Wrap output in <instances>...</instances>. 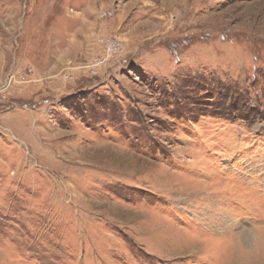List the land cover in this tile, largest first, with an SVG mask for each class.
<instances>
[{"label":"rangeland","instance_id":"374dc122","mask_svg":"<svg viewBox=\"0 0 264 264\" xmlns=\"http://www.w3.org/2000/svg\"><path fill=\"white\" fill-rule=\"evenodd\" d=\"M0 264H264V0H0Z\"/></svg>","mask_w":264,"mask_h":264},{"label":"built area","instance_id":"2783aa9c","mask_svg":"<svg viewBox=\"0 0 264 264\" xmlns=\"http://www.w3.org/2000/svg\"><path fill=\"white\" fill-rule=\"evenodd\" d=\"M111 44H117V43L113 42V43H111Z\"/></svg>","mask_w":264,"mask_h":264}]
</instances>
